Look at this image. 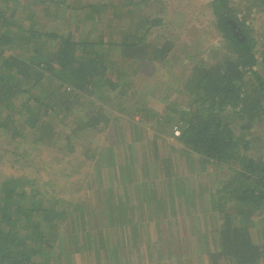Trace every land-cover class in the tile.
<instances>
[{
    "label": "trees",
    "instance_id": "1",
    "mask_svg": "<svg viewBox=\"0 0 264 264\" xmlns=\"http://www.w3.org/2000/svg\"><path fill=\"white\" fill-rule=\"evenodd\" d=\"M176 2L0 0V264H73L90 249L97 264H264V0H207L217 38L200 59L173 53L169 25L188 22L172 20ZM173 62L186 64L177 77ZM156 67L174 78L163 109L128 105L135 75ZM182 155L216 183H184ZM169 217L192 241L170 236Z\"/></svg>",
    "mask_w": 264,
    "mask_h": 264
},
{
    "label": "rangeland",
    "instance_id": "2",
    "mask_svg": "<svg viewBox=\"0 0 264 264\" xmlns=\"http://www.w3.org/2000/svg\"><path fill=\"white\" fill-rule=\"evenodd\" d=\"M90 1H93V0H90ZM172 1L176 2V0H172ZM206 2L207 0H192V1H184L182 3L176 2L177 3L176 8H178L179 13H176L173 16L172 20L174 19L180 20V18L184 16V20L188 21L186 24H182V25L174 23V22H171L169 25V29H168L169 33H173L176 29H178L174 32L176 39L174 40L175 48H173L176 50V52L173 51V53L178 57L177 59H184L185 58L184 55L185 54L187 55L189 53L198 54L197 55L198 58H195V59H200V57L205 56V55L208 57V54L211 51L210 48L213 47L214 44L216 43L217 34L214 28L212 27V23H211L212 21L211 20L212 19L211 9L206 6ZM180 12H182L183 15H181ZM259 20H261L259 24L263 26L264 18L261 19L259 17ZM59 27H61V24H59V22H56V21H50L47 25V29L49 30L51 28L55 30L56 28H59ZM172 66H175L173 67V72L175 76L177 77L181 74L182 69L186 66V64L177 65L174 63ZM168 75H170V72H167L161 69V67L159 68L156 67L154 70L152 69L151 71H148V72L139 73L138 76L135 75V85L132 84L134 85V87H131L130 89H132V91L136 90L138 91V93L136 92V94L131 100H130L131 96L127 98L125 100L126 103L128 105H131L132 103H134V101L139 102L140 100H143L146 98L149 102L151 101L150 105L152 107H156V108L161 107V109H156V110H159V111L162 110L163 103L160 101V98L166 95V93L164 92V86L167 84H171L174 79L172 76H168ZM164 76H168L169 80L166 83H160L162 77ZM168 95L170 94L168 93ZM172 97L176 99L175 94L172 95ZM135 98L136 100H134ZM113 107L116 110H113L112 115H118L117 114L118 110L116 108V105H114ZM125 111L129 112L130 107ZM125 111L123 110L124 113L122 112L121 114L124 117H128ZM140 116L141 114H136L135 117L137 119H140L141 118ZM111 121L112 119L110 117L109 122ZM116 124H118L120 127V129L117 131L116 139L118 138L120 141H123L122 143L131 141L134 135L133 126L131 125V123H129L126 119L124 122L122 121L120 122L117 119ZM258 127L262 128L261 124ZM107 132L108 130L99 133L98 137L101 139L103 138L105 139V137L107 136L106 135ZM146 136L149 138L151 137V134L147 133ZM162 142L164 143V147H162V150L160 151L159 154L164 155V156H169L171 153L174 154L173 151L170 150L171 148L167 145L168 143L166 141H162ZM137 146L140 147L139 143H137ZM27 147H29L28 152L30 153L33 147L28 146V145ZM21 149L24 150L23 148ZM53 152H55V150H53ZM55 155H56V152H55ZM140 158L142 159L141 155H140ZM177 158L179 159L177 160V163H179L181 167V178L184 183L189 184L195 180H196V183L197 181H199V183L206 182V181H208V183H212V182L216 183V180L214 179V175L217 174L216 171L218 170L215 168L214 171L209 172L207 168L208 167L211 168L210 163L206 162V164H203L197 158H190L188 157V155H185V156L182 155V157H177ZM65 167L67 166L65 165ZM52 171H53V167H48L46 173L50 174V172ZM54 171H55L54 177L57 178L56 181L60 185L59 187H64L63 192L65 194L72 193L68 191L69 188H68L67 183L65 182V177L63 175L59 177L57 168H55ZM205 196H206L205 201L208 202L209 195L205 193ZM86 197L90 198L93 202L97 201V199L93 198L91 195H86ZM180 215H182V213H178L177 217H179ZM198 217L200 218V226L202 229H204L203 228L204 227L203 215H200ZM198 217L196 218L198 219ZM209 218L210 216H206L207 223L209 222ZM164 225L166 227H168L169 225L170 226L173 225L171 227L172 229L170 230V236H173V233L177 232L179 229L180 230L179 234L181 235V237L185 236L184 234L186 231L187 235H189L192 241V236L189 232L190 231L189 225L185 224V226H181L179 222L176 223V220L173 217L170 218V222L168 223L164 222ZM150 229L152 230V236L155 237L156 239V226L154 225L153 229H152V226H150ZM199 247H200V243H196V240H195L193 244V248H192V253L196 251L195 254L197 253L199 254L200 253ZM173 249L175 248L173 247ZM137 255H140V253H138ZM192 256L194 257V255ZM169 261L174 262V259L167 258V256H165V259L159 262V264H166L165 262H169ZM193 261L195 262V259H193ZM135 263H136V259H135ZM73 264H97V262L95 260L93 251L90 249V251H85L83 253H79V252L75 253L73 255ZM149 264H150V260H149ZM225 264H228V263L226 262Z\"/></svg>",
    "mask_w": 264,
    "mask_h": 264
},
{
    "label": "built area",
    "instance_id": "3",
    "mask_svg": "<svg viewBox=\"0 0 264 264\" xmlns=\"http://www.w3.org/2000/svg\"><path fill=\"white\" fill-rule=\"evenodd\" d=\"M175 133H176V134H179V131H178V130H176V131H175Z\"/></svg>",
    "mask_w": 264,
    "mask_h": 264
}]
</instances>
